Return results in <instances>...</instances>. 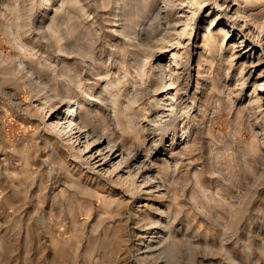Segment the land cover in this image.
I'll list each match as a JSON object with an SVG mask.
<instances>
[{"label":"rangeland","instance_id":"obj_1","mask_svg":"<svg viewBox=\"0 0 264 264\" xmlns=\"http://www.w3.org/2000/svg\"><path fill=\"white\" fill-rule=\"evenodd\" d=\"M62 1L51 0V5L48 9L46 8L47 0H36L35 2L26 0L25 2L24 11L27 10L26 12L33 16L30 15L33 19L31 31L25 35L26 37L24 36L27 39H24V41L28 43L27 49L32 46L30 50H26V54L28 55L30 52L33 55L36 54L35 58L32 55L33 58L43 68L47 67L45 69L49 75L45 74V81L43 83L40 82V85L39 82L34 84L33 87H36L35 91H32L30 85L22 83L18 87L12 84L0 86V264H264V107L260 108L258 103L255 102L256 96L253 93L254 89L259 92L264 87V77H260L258 80L246 79L245 82L243 78L241 82V68L237 61L233 67L226 60L219 64L220 55H214L215 57H210L202 69L204 71L208 70V77L206 76L205 79L197 84V60H199L200 52L198 51L199 49L195 50L194 47L196 41L198 46L204 43L203 33L207 32V29L198 30V33H200L198 34L199 38L194 34L189 42L190 64L181 69V71H184V73L182 72V75H184L181 82L185 84L182 83L183 89L186 91H180L182 99H178V107L173 112L175 116L170 119V122H167L168 124L163 123L160 125L163 126L162 128L159 126L152 127L153 124L150 120H152L151 117L155 118V115L152 114L149 108L150 105L152 104L153 108L160 109L165 107L162 104L153 106L155 102L151 96L152 93L147 95L149 89L146 88V91L145 89H136L141 86L139 82L141 78L138 75L139 72H137L139 68H136V65L142 59L136 61L133 60V57L135 51L144 48L143 44L149 37L150 39L152 37V44L157 46L156 49L170 48L171 39L172 43L173 41L176 42L177 39L175 37L177 35L174 28L175 24L180 20L177 11L183 0H156L153 3L154 10L147 14L137 9L135 0H129L130 3L127 0L126 7L119 0H78L73 4H69L68 0H64L66 3ZM202 1L206 5L210 4L213 6L214 4V0ZM3 2L4 0H0L1 6ZM28 2L33 6L32 8H30ZM77 2L78 4H76ZM130 4H134V8ZM28 6L31 10L27 9ZM159 7L163 8L161 14L158 13ZM261 7L260 4L256 5L255 12L260 11ZM33 8L35 11H32ZM56 8L58 9V20L56 19V23L59 22L61 17L65 16L64 20L62 18L60 21L61 26L58 25L60 22L56 24L62 30L60 32L59 27L57 28L59 35H63L60 40L64 47L63 50L59 46L57 48V45L53 42L54 38H51L45 30L40 29L38 26V23L42 22L40 20H42L43 15H53ZM10 11L7 9L2 10V14L3 12L5 13L3 16L7 12L8 17H11L12 13L10 14ZM59 13H63L62 16ZM214 13L208 14L201 10L195 31L201 27L208 28L210 18ZM2 14L0 13V15ZM116 15L119 16L116 17ZM66 16H69L67 18L71 21L67 20ZM65 20L69 21L70 24L65 22ZM149 20L152 21L151 25L153 26L147 32L145 31V23ZM1 24L2 22H0ZM69 25H72L70 27H74L73 29L75 30L70 29ZM76 27L79 29H76ZM131 28L135 32L136 37L131 32ZM169 29L171 30L170 32ZM142 32L146 33L143 34ZM171 32L172 34H170ZM1 33L0 31L1 53L5 56H12L11 58H17V51L6 40V35ZM70 33L75 34L72 35ZM149 33H152L153 36ZM168 35L169 38L166 39L165 37ZM172 35L175 37H172ZM237 37H234L232 41H226L225 50L222 52V55L224 54L226 58L230 57V44ZM251 38L257 39L256 33L252 34ZM184 40L186 41L184 43H187V37ZM83 42L86 44V49L91 47V59L88 54L86 56V54L84 55L78 50L81 45L83 47ZM34 51L36 53H33ZM162 53L166 54L162 61L167 63L166 61H169L168 51H162ZM23 55L25 54L23 53ZM32 56L30 54L27 57L30 58ZM157 58L156 56L152 61L156 62ZM65 64L75 67L78 65L81 69V77L83 76L84 78H82V87L75 84L65 74L68 76L67 80L63 74L64 72L60 74V71H64ZM263 67L264 63H260L253 70L259 73ZM227 69L230 70L228 76ZM249 69L250 67L246 71ZM148 70L152 77L159 73V69L157 70L156 68L151 70L148 67ZM246 71L245 73H247ZM52 73L54 76L56 75L55 78L52 77L53 75L51 76ZM56 77H58V81ZM49 78L52 80L54 78L53 81L50 80L52 85L49 84ZM46 79L49 81L48 83ZM119 79L125 84L123 87H115ZM209 79H215L216 82L221 79V84L224 81L226 87L230 80V89L225 87L219 93L217 88L212 87ZM146 80H148L146 82L147 85L152 86L149 78ZM112 81L115 83L114 85ZM55 83L58 84L56 85ZM146 83L143 85H146ZM237 84L238 86H235ZM53 85L57 87L54 88ZM196 85L201 87L199 92L197 87H195ZM48 86H50L49 89L47 88ZM66 86L68 87L67 89ZM108 86H111L112 90ZM133 87L134 89H132ZM56 88L65 93H69V89H72L73 94L77 93L80 96L83 94L81 99L83 98L82 100L86 102V106L91 107L93 110L104 112L108 107L110 109V115L107 117L109 122L107 119L100 120L101 122H106L104 128H107L110 132L109 134H112L111 136L118 138L117 140L121 138L120 141H122V138L125 137V141L129 140L130 143H135V145H143L145 144L143 143L144 130L146 128H155V134L152 135L160 142L158 140L157 143L155 142L154 151L158 152L160 158L167 157L169 159L172 154L171 161L173 160L172 171L170 170L172 173L169 172L172 176L169 175L168 185L166 182L169 188L166 196L155 193L156 197L138 201L128 195L132 193L125 191V187L121 188V184H112L111 181L113 179L109 178L107 185L104 184L106 182L104 180L99 183L102 185H99L97 184V179H87V174H91V171L86 174L85 165L79 168L77 161L73 163L72 158L69 162L72 168L69 171L70 173L58 169L55 175H52L50 165L43 163L47 155L35 146L32 148L33 165H31V168L36 173H32L25 180L21 175L24 165L21 164L18 156L14 155L12 146L14 144L21 146V144L23 145L32 138H35L36 141L38 137L41 139L42 136L49 133V130L45 129L47 128L44 123L46 119L45 113L40 112L37 114L36 112L39 103L36 94L40 91L41 94H38L39 96L52 98L56 93ZM47 90L49 95L46 93ZM52 90H55V93ZM89 90L93 93L92 96L87 95ZM100 90L103 91L102 96ZM137 91L141 93L142 97L140 96L139 98L141 100L138 99L135 104L131 105L133 107L127 105L125 102L127 96L128 98L132 94L136 96L137 93L135 92ZM123 93L122 103L119 106L128 110L126 114L120 115V122L122 123L125 120L121 124L114 119L113 103L110 97L112 98L114 94L118 96ZM91 97L92 99L88 101ZM151 101L152 103L150 104ZM121 104H125L127 107ZM183 104L184 106L182 107ZM84 107L82 108L84 109ZM82 108L80 107L81 115L84 114ZM104 113L106 114V112ZM176 113H180L179 116ZM62 115L60 114L59 117L61 118ZM130 118L133 120H128ZM125 122L128 125H125ZM133 124L136 126L134 127ZM132 126L134 128H130ZM139 129H143L142 132L141 130L137 131ZM126 130L129 131L127 132ZM121 135L123 136L121 137ZM138 135L141 137L139 136L140 138H138ZM149 140L145 144L147 147L149 146L148 144L153 143ZM163 148L168 150V152L163 151ZM171 150L173 153H171ZM5 163L7 166H4ZM6 168L10 169L9 172H12L10 173L12 175L7 173ZM16 169L19 177L16 176V173L14 175L13 170ZM83 170L84 173H82ZM75 178L78 182H81V185H84L82 189L84 194L77 188L70 186L72 179L75 180ZM104 186L109 192L104 189ZM89 188L92 191L94 190L95 193L91 194ZM83 190H87V192ZM162 190L166 191V189ZM95 195L99 196L96 197ZM114 196L116 198L123 196L129 200V204L125 205L122 210L116 209V203L108 207L110 204L106 205L107 202L105 203L107 197L110 199L112 197L115 198ZM104 197L106 198L105 200L103 199ZM7 198H11V201L6 200ZM147 202L148 204L152 202L153 207L145 206ZM8 203L15 204L12 206L11 204L8 205ZM103 204L106 205V209H103ZM155 205H161L162 210H168L169 208V212L172 213H170L172 215L170 217L171 228L162 232L164 239L162 238L158 241L160 245L157 244L154 247V254L149 258H145L141 257L142 255H137L136 249L143 247L141 236L146 234L147 228L150 226L151 217L153 216L152 219L160 218L159 210L155 208ZM171 207L172 209H170ZM111 208L113 212L110 211ZM102 211L106 212V215ZM147 215L149 218L143 219ZM50 218H52L54 223ZM166 237L169 238L167 239ZM161 241L163 242L161 243Z\"/></svg>","mask_w":264,"mask_h":264},{"label":"bare ground","instance_id":"obj_2","mask_svg":"<svg viewBox=\"0 0 264 264\" xmlns=\"http://www.w3.org/2000/svg\"><path fill=\"white\" fill-rule=\"evenodd\" d=\"M35 1L36 0H33V2H35ZM47 1H48V3L46 5V8L48 9L50 7V5H51V2H50L51 0H47ZM76 1H78V0H68L67 2H69V4L70 3L73 4ZM119 1H120V3L125 4V7H126L127 0H119ZM135 1L137 3V9L139 11H142L145 14H147L150 11L154 10L153 3L156 2V0H135ZM25 2H26V0H4L2 6L0 5L1 6V8H0V10H1L0 13L1 14H2V10H4V9L11 10L10 14L12 13L11 17L10 16L8 17L7 12H6L7 16L6 15L3 16V14H5L4 12H3L2 15H0V22H2V24L0 25V31L6 35V40H8V42L11 44V46H13L14 49L17 51L16 55L18 54L17 58H11L12 56L10 57V56L3 55L1 53V49H0V86H3V85H8L9 86L10 84H12V85L18 87L22 83L24 85H30V87H32V91H35L36 87H33V85L36 84L37 82H39V85L41 83H43L45 81V78H44L45 74L46 75H49V74L47 73V71L45 69L47 67L43 68L38 63V61L36 59H34L36 54L33 55L32 52H30L31 56L33 55L34 58H33V56L30 57V58L27 57L30 54L27 55L26 54V50H30V48L32 46L29 47V49H27L28 43L24 41V39H25L24 36L27 35V33L31 31V27H32V23H33V19H32L33 16L31 14L27 13L26 12L27 10L24 11V8L26 7V3ZM29 2H28V4H29ZM62 2L66 3L64 0ZM128 2H129V0H128ZM203 2L204 1H202V0H186V1L183 0L181 5L178 4L180 7H179V10L177 12L179 14L180 20H178L179 22H177L175 24L176 26L174 25L175 26L174 30H175V33H176L177 36L175 37V36L172 35V37H175V39H177V40H176V42L173 41V43H172V39H171V42L169 41L171 43V44H169L170 48L167 49V47H166V48L156 49L157 46H155V44H152V40H151L152 37H151V39L149 37V39H146L144 44H143L144 48L138 49L137 51H135L133 49V51H135L133 60L137 61L138 59H142L141 62H139L136 65V68H139L138 69L139 71H137V72H139L138 75L141 78L140 80L138 79L139 82L141 83L140 84L141 86L137 87L136 89L137 90L138 89H140V90L145 89V91H146V88L149 89L148 90L149 93L147 95L152 93L151 96L154 99V100L153 99L152 100L155 102V105H153V106H157L156 104H160V105L162 104V106L165 107V108H162V109L155 108V107L153 108L151 106L152 105L151 104L152 101L150 102L151 105H150L149 108L151 109L152 114L155 115V118L151 117L152 120H150L151 123L153 124V126L151 125L152 127L159 126L160 128H162L163 126H160V125H162L163 123L168 124L167 122L168 121L170 122V119L174 118V116H175V114L173 112L178 107V99L179 98L182 99V96L180 95V91L181 90L186 91L185 89H183L184 88V86L182 85L183 82H181V80L183 79L182 77L184 75V74L182 75V72L184 73V71H181V69L184 68L185 66H187V64L188 65L190 64L191 56H190V44H189V42L192 40V37H193L194 34H196V36L198 37V34H200V33H198V30H202V29L206 30L207 29V32L203 33V42L204 43L202 42L203 44L201 43L202 45L198 46L197 45L198 42L196 41L195 47H194L195 50L199 49L198 51L200 52L199 53V58H198L199 60H197L198 61L197 84H199L201 82V80L205 79L206 76L208 77V70H205V71L202 70L203 66L205 65V63L209 60L210 57H212V56L215 57L217 55H220V59H218L220 61L219 64H221L222 61L226 60L227 62L231 63V67H233L234 63L237 61V64L241 68V75H242V76H240L241 77V82L243 81V78L245 79L244 80V82H245L246 79L258 80L260 77H264V67L261 69V71L259 73L255 72L253 70L258 64L264 63V0H214L213 6L210 5V4L206 5ZM30 3H32V2H30ZM76 4H78V2ZM258 4H260L262 6L261 10L260 11L256 10L258 12H255V10H254L255 6L258 5ZM29 5H30V8L33 7L31 4H29ZM130 5H132V7H133L134 4H130ZM118 6H119V4H118ZM161 6H163V5H161ZM129 7H131V6H129ZM28 8H29V6L27 7V9ZM158 9H159L158 13L161 14L163 12V8L159 7ZM33 10H34V8L32 9V11ZM201 10H204L208 14H210L212 12H215V13L210 18L211 20L209 19L210 22H209L208 28L200 26L201 28H199V29H197V31H195L196 25L198 23V19L200 18L199 14H200ZM57 12H58V9L56 8L53 15L48 14L47 16L46 15H43V17L41 16L42 20H40V21H42V22L38 23L39 24L38 26H39L40 29L45 30L47 32V34L51 38H54L53 42L55 43V45H57V48L59 46V48L63 50L64 47L61 44L62 42L60 41L63 38L62 37L63 35L60 36L59 35V31L57 32V28L59 26H56V24H58L61 21L62 18L64 20L65 16L61 17L59 22L56 23V21L58 20V16H57L58 13ZM68 13L70 14L69 11H68ZM62 14L63 13H61L60 15L62 16ZM156 14H157V12H156ZM30 15L32 17H30ZM65 15H67V14H65ZM119 15H116V17L119 16ZM69 16H71V15H69ZM69 16H66V18L69 17ZM160 17H161V15H160ZM74 18H76V17H74ZM70 19H72V17H70ZM67 20H69V19L67 18ZM67 20H65V22H67ZM69 21H71V20H69ZM152 21H153V18H152ZM152 21L149 20L148 22L145 23L146 24L145 25V31L148 32L149 28L151 26H153V25H151ZM68 24H70V22ZM58 25L61 26V22ZM70 26H72V25H69V27ZM60 28L61 27H59L58 29H60ZM73 28L70 27V29L75 30ZM76 29H79V28L76 27ZM115 29H117V28H115ZM32 30H33V28H32ZM61 31L62 30L60 29V32ZM68 31H69V29H68ZM76 31H79V30H76ZM76 31H73V32H76ZM142 31H144V30H142ZM170 31L171 30L169 29V32ZM38 32H39V30H38ZM70 32H72V31H70ZM131 32L135 36V32L133 31V29L131 30ZM150 32H151V30H150ZM172 32L170 34H172ZM83 33H85V32L83 31ZM144 33H146V32H144ZM152 33H149V34L152 35ZM255 33H256L257 39H254V38L252 39L251 35L255 34ZM60 34H63V33H60ZM70 34L74 35L75 33H70ZM161 35H162V33H161ZM146 36H147V34H146ZM236 36H238L237 39L235 38V41L231 42L230 47H229L230 50H231V55H230V57L226 58V56H224V54L222 55V52L225 50V47H226V41L227 40L228 41H232V40H234V37H236ZM185 37H187V40H188L187 43H184V41H185L184 38ZM76 38H78V37H76ZM165 38L166 39L169 38V35L167 37H165ZM35 39H37V38H35ZM132 39H134V38H132ZM25 40H27V39H25ZM133 41H135V40H133ZM86 42H88V41L86 40ZM59 44H61V45H59ZM218 44H220V45H218ZM77 45H78V43H77ZM77 45H75V46H77ZM85 45L86 44H84V42H83V47L81 45V47L78 50L81 53H83L84 55L86 54V56L88 54L90 56L89 58L91 59L92 58L91 47L89 48L88 47L89 45H88L87 46L88 48L86 49ZM131 45L134 46L135 44H131ZM160 45H161V42H160ZM119 47H121V46H119ZM164 47H165V45H164ZM36 50H38V49H36ZM162 51H164V52L168 51L167 54H169L168 55L169 56V58H168L169 61H166L167 63L164 62L165 64L163 63L162 59L164 58V56H166V54L162 53ZM23 53L26 55V57H25V55H23ZM33 53H36V52L34 51ZM156 56L158 57L156 62L152 61ZM185 57H187V58H185ZM85 59H87V58L85 57ZM93 60H94V58H93ZM127 62H128V60H127ZM152 62H154V63H152ZM160 62L163 63V64H161ZM64 63H67V62H64ZM213 63H214V61H213ZM152 64H153L154 67L152 66ZM148 67L151 70L154 69V68H156L157 70L159 69L158 70L159 73H157L156 75H154L152 77V74H150V72L148 70ZM248 67H250V69L248 71H246V69ZM63 69H64V71H60V74L62 72H64L63 73L64 75L67 74L75 82V84H78L79 87L81 86V84H83V79L84 78H83V76L81 77L82 73H81V71H80L81 69L78 67V65H77V67H75L73 65L72 66L66 65V66H64ZM189 69H190V67H189ZM205 69H206V67H205ZM245 71L247 73H245ZM229 72H230V70L227 69V76L229 75ZM153 74H155V73H153ZM67 75H65L66 79L68 78ZM106 75H108V74H106ZM239 75H240V73H239ZM51 76L55 78L56 75L54 76V74L52 73ZM58 76H60V75H58ZM237 77H238V75H237ZM54 78H53V80H54ZM57 78L58 77H56V80H57ZM111 78H113V77H111ZM134 78L137 79L136 76H134ZM148 78H149L150 84L152 83V86L151 85H147L146 82L148 80H146V79H148ZM222 78H224V77H222ZM115 79H116V77H115ZM50 80L53 81L52 79L49 78V81ZM186 80H188V79H186ZM209 80L211 81L210 83H211L212 87H214L215 89L217 88L218 92L219 91L221 92V90L226 87V83L224 81L221 84V81H222L221 79L219 80V82H216L215 79H209ZM49 81L47 80V83ZM51 81H50L49 84L52 85ZM135 81H137V80H135ZM60 82H61V80H60ZM68 82H70V81H68ZM117 82L118 83L115 84L112 81L113 85L115 84V87H123L125 85V84H123V81L120 80V79L117 80ZM229 82H230V80L228 81V85L226 87L227 89H230V85L231 84H229ZM244 82H243V84H244ZM109 83H110V81H109ZM144 83H146V85H143ZM68 84H67V86H68ZM84 84H86V83L84 82ZM238 84L235 85V86H238ZM44 85L47 86L46 84H44ZM113 85L111 84V86H113ZM67 86H66V89L68 88ZM134 86H136V85H134ZM49 87L50 86H48L47 88L49 89ZM55 87H57V86H54V88ZM58 87L61 88L60 85H58ZM104 87H105V84H104ZM195 87H197V91L199 92L201 87H199V85H196ZM70 88H72V87H70ZM206 88H207V86H206ZM132 89H134V87ZM69 90H70L69 93H65V92H63L61 90H58V88H56V93H55V90L54 91L52 90V92H54L55 95H54V93H52L50 91L54 95V97H52V98H43V97L39 96L38 94H41L40 91H39L38 94H36V96H38L37 101L39 102L38 106H37L38 110H36V112H37V114H39L40 112L45 113V118L46 119L44 120V123L46 124V127H47L45 129H48L49 133L45 134L44 136H42L41 139L38 137L36 139V141H35V138L27 140L23 145L21 144V146H19L18 144H14V145L12 144L13 145L12 147H13L14 155L18 156L21 164L24 165V168H23L24 170H22L23 172L21 170H19V171L22 172L21 175L24 177V179L25 178L26 179L29 178V176L32 173H36L35 170L34 169L32 170V168H31L32 167L31 165H33V162H32V156H33L32 148L35 146L37 149L41 150V152H44L47 155L46 158L44 157L45 158V160H44L45 162H43V163H47L48 165H50L52 175H55V172L58 169L61 170V171L63 170V171L69 172L72 169L70 167V165H69L70 159L72 158L73 159V163H74V161H77V164H79V168H81L82 166L85 165V168L87 170L86 174L88 173V171H91V174H87V179L88 178L97 179L98 180L97 184L101 183L104 180V181H106L104 183L105 185H107L109 183V180H108L109 178L113 179V181H111L112 184H116V183L121 184L120 185L121 188L125 187L126 188V190L124 189L125 191H128V192L132 193V194H128V195H131V197L137 199L138 201H142V199H146L147 200V199H150L152 197H156L155 193H158L157 195L164 194V196H166L167 190L169 192V188L167 187V185H168L167 181L169 179V175H171L170 173H172V172H170V170L172 169L171 166L173 167V163H172L173 160L171 161V159H172V154L171 153H173V152L171 150V153H170L171 154V156H170L171 158H169L170 160L166 157L167 155L165 156L168 159L167 160L164 157H162L163 159L160 158V156H158V152L154 151L153 148H154L155 142L157 143L159 141L158 139H155V137L152 135V134H155L154 133L155 128H148V129L146 128L144 130L145 134H144V138H143L144 139L143 143L146 144V141L148 139H150L153 142V143L150 142L152 144H148L149 145L148 147L145 146V144H143V145H139L138 144L139 146L135 145V143L134 144L130 143V141L128 140L129 143H130L129 144L128 141H125V139H124L125 137L122 138V141H120L121 138H120V140H117L118 138L116 139L113 136H111L112 134H109L110 132L107 130V128H104L106 122L104 123V122H101V120H100V119H103V120L107 119V117L110 115L109 114V110L110 109L108 107L106 109L104 108L106 110V111H104V112H106V114L104 112H102L101 110H100L101 112L99 110H93L91 107L86 106V102H84L82 100L83 98L81 99L83 94L80 96L77 93L73 94L72 93V89H69ZM114 91H115V89H114ZM184 91H182V92H184ZM47 92H49V91L47 90L46 93ZM102 92L103 91H101V96H102ZM124 93L123 94H119L118 96H116L114 94V96L112 98L110 97L111 102L113 103V105H112L113 106V110L112 111L114 113V119H116L118 122H120V115L126 114L127 110H128V109L126 110L124 108H120V106H119L120 103H122L121 98L124 95ZM135 93H137L136 96H133V94L129 98L127 96V99L125 100L127 105L131 106V105L135 104L136 101L140 98L141 93L140 92L138 93V91L135 92ZM253 93H255L254 95L256 96L255 97L256 98L255 102L258 103L260 108H263L264 107V87L262 89H260L259 92L256 89H254ZM92 94L93 93L89 90V93L87 95L92 96ZM106 96H108V95H106ZM102 98H104V97H102ZM108 98H109V96H108ZM90 99H92V97L89 98L88 101H90ZM185 99H188V98H185ZM139 100H141V99H139ZM150 100H151V98H150ZM181 103H183V102H181ZM106 105H108V104H106ZM83 106H85L84 109L82 108ZM122 106L127 107V106H125V104L122 105ZM145 106H146V104H145ZM162 106H160V107H162ZM183 106H184V104L182 105V107ZM80 107L84 110V114L83 115L80 114ZM131 107H133V106H131ZM166 107H168V108L166 109ZM143 109H144V106H143ZM181 112H182V110H181ZM154 113H156V114H154ZM34 114H36V113H34ZM60 114H63L61 118L59 117ZM146 114H147V112H146ZM152 114H149V115H152ZM176 114H178V113H176ZM179 114H178V116H179ZM131 118H133V117H131ZM131 118L128 119V120L132 121L133 119H131ZM173 120H175V119H173ZM107 121L109 122L108 119H107ZM124 121L122 123H124ZM111 124H112V122H111ZM125 125H128V124H126V122H125ZM133 126L135 127L136 125L133 124ZM133 126L130 127V128H134ZM107 127H108V125H107ZM120 128H121V126H120ZM168 128H169V126H168ZM140 130L142 132L143 129H139L137 131H140ZM183 130H185V129H183ZM126 131L128 132L129 130H126ZM123 135H121V137ZM128 135H129V133H128ZM128 135H125V136H128ZM136 136H137V134H136ZM139 136L140 135H138V138L141 137V136L140 137ZM132 140H134V139H132ZM60 144H61V146H60ZM163 151H167L168 152V150H166L164 148H163ZM177 155H174V156H177ZM5 161H7V160H5ZM5 164H4V166H7V164L6 165ZM20 167H21V165H20ZM3 169H5V168H3ZM9 170L10 169L6 168V171H7L8 174L12 173V172H9ZM13 171H14V175H15L16 171L18 172L17 169L13 170ZM82 173H84V170H83ZM10 175H12V174H10ZM67 175H66V177H68ZM16 176L19 177V175H17V173H16ZM170 179H171V177H170ZM75 180H76V178H75ZM75 180L72 179L70 186L74 187V188H77L78 190H80L82 192V189H83L84 185H81V182H78L77 180L76 181ZM21 182H22V180H21ZM166 182H167V185H166ZM65 183H68V182H65ZM21 185H22V183H21ZM67 185H69V184H67ZM99 185H102V184H99ZM22 186H24V184ZM16 189H17V187H16ZM104 189H105V186H104ZM162 189H166V191H164ZM106 191H108V190H106ZM84 192H87V190L84 191ZM93 192H94V190L93 191L91 190V194L95 193V192L94 193ZM110 193H112V192H110ZM91 194H88V195L92 196ZM97 196H99V195H97ZM101 197H103V196L101 195ZM105 197L103 198L104 200L106 199ZM119 197L120 198H116V197L113 198L112 197L113 200H112V198L109 197L111 199V201L107 197L108 200L106 199V201H105V203L107 202L106 205L110 204V206H108V207H111V206H113L111 204L116 203L115 204L116 207H117L116 209L122 210L125 205L129 204V200H127L123 196H119ZM121 197H123V198H121ZM10 199L7 198L6 200H10ZM75 199H77V198H75ZM102 201H101V203H102ZM108 201H110V202H108ZM165 201H166V198H165ZM9 204L12 205V203H8V205ZM14 204L15 203H13V205ZM149 204L147 202L145 204V206L153 207L152 202H151L150 205ZM106 205L103 204V206H104L103 209L105 208ZM155 206H156L155 208L157 210H159L160 218H157V219L153 218L152 219L153 216L151 217L150 222H149L150 226H148L146 234H144L142 236L140 235L141 238H142L141 244H143V247L136 249V251L138 252L137 255L138 254L140 256L142 255L141 257H145V258H147V257L149 258V257H151L152 254H154V252H155L154 251L155 250L154 247H156L157 244L160 245V243L158 241H160L162 238L164 239V237L162 235V232L165 231V229L170 230V228H171V224H170V219L171 218L170 217L172 216L171 215L172 213L169 212V208H168V210H164V209L162 210L161 205H155ZM139 207H140V205H139ZM112 208H114V207H112ZM112 208L110 210L111 212H113ZM134 209H133V211H134ZM166 209H167V207H166ZM170 209H172V207ZM103 213H105L104 215H106V212H103ZM104 215H103V217H104ZM143 215H145V214L143 213ZM152 215H153V213H152ZM149 216H150V213H149ZM149 216L148 215H147V217L144 216L143 219L149 218ZM8 217H10V216H8ZM44 219H43V221H44ZM50 219L53 222L52 218H50ZM116 219L118 220V218H116ZM105 220H106V218H105ZM48 225H49V223H48ZM48 225H47V227H48ZM109 226H111V225H109ZM15 228H16V226H15ZM114 230H113V232H115ZM108 235H110V234H108ZM59 237H60V235H59ZM57 238H58V236H57ZM162 242L163 241H161V243ZM170 253H171V251H170Z\"/></svg>","mask_w":264,"mask_h":264}]
</instances>
